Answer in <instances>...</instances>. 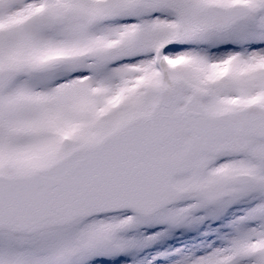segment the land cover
Listing matches in <instances>:
<instances>
[{
  "label": "snow or ice",
  "instance_id": "6c2138e0",
  "mask_svg": "<svg viewBox=\"0 0 264 264\" xmlns=\"http://www.w3.org/2000/svg\"><path fill=\"white\" fill-rule=\"evenodd\" d=\"M0 264H264V0H0Z\"/></svg>",
  "mask_w": 264,
  "mask_h": 264
}]
</instances>
